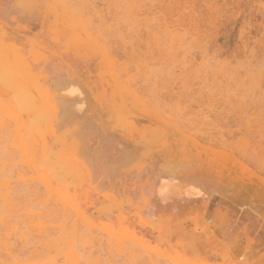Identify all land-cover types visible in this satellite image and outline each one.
Listing matches in <instances>:
<instances>
[{"label": "rangeland", "instance_id": "rangeland-1", "mask_svg": "<svg viewBox=\"0 0 264 264\" xmlns=\"http://www.w3.org/2000/svg\"><path fill=\"white\" fill-rule=\"evenodd\" d=\"M0 58L29 64L59 110L80 109L53 123L91 175L76 198L99 264H264V0H0ZM31 191L17 201L44 211ZM58 213L42 216L47 235ZM106 227L125 253L99 241Z\"/></svg>", "mask_w": 264, "mask_h": 264}, {"label": "bare ground", "instance_id": "bare-ground-1", "mask_svg": "<svg viewBox=\"0 0 264 264\" xmlns=\"http://www.w3.org/2000/svg\"><path fill=\"white\" fill-rule=\"evenodd\" d=\"M89 70L91 71V69ZM110 73L112 82L118 85V79L113 70ZM40 81L39 75H36L29 64L24 61H9L0 58V131L7 136L6 145L8 149V151L4 152L0 150V264H99L98 260L93 257L94 241L96 239L93 234H95L96 229L92 220L81 209L76 198V191L80 188L83 189L84 199L87 200L88 191L92 189L91 175L79 159L75 142L71 140L69 144L67 137L58 134L59 129L55 127L53 117L57 114L60 106L56 103L57 101H54L48 89ZM70 84H68L69 89L72 87ZM57 86V88H60L59 85ZM73 87L75 88L76 86ZM64 91L68 92L67 88ZM64 91L61 90L62 94L64 93L65 95ZM70 93L72 94V92ZM70 93L68 92V94ZM57 99L60 100V98ZM62 99L65 101L64 98H61V102ZM61 102L59 101L58 103L62 104L63 107L60 109L64 114L62 118L66 115H71L72 117L74 104L71 106L69 103L66 105L63 104L65 102ZM75 102L79 103V100ZM82 102L79 104H82ZM77 103L75 104L77 105ZM83 105L80 106L83 107ZM78 109L75 110L77 111ZM86 109L89 111V108L86 107ZM64 122L66 123V121ZM111 127L113 129L118 128L125 135V125L112 123ZM88 128H90L89 125ZM88 128L86 125L85 129ZM81 130L83 131L82 128ZM81 130L79 129V131ZM89 130L87 131L90 132ZM87 131L86 134L88 133ZM113 143L116 144L114 141ZM114 146L117 148V145ZM106 149H104V152ZM128 153L129 155L131 154L130 151ZM15 185H20L24 193H22V190H16ZM31 185H36L39 190H42L43 195L40 197L39 205L46 208L44 211L32 212L28 209L29 206L27 204H20L17 201L19 197L28 199L29 193L32 192ZM158 189H160V192L165 190V188L162 189V186L157 187L159 192ZM187 191L190 193V190ZM185 193L187 195L188 192ZM190 194L189 196H191ZM186 198L188 199V196ZM86 204L90 205L91 203L86 202ZM101 205L106 210L112 208L118 213L117 223L119 226L125 223V218L121 217L120 207L117 203H101ZM55 212L60 213L62 224L53 226L56 232L50 236L44 232L47 225L42 222L41 218L43 215H56ZM32 230H35L39 238L37 249L34 251H30L29 246ZM97 231L101 234L99 241L105 243L114 251L125 253L124 233H118L113 227H106ZM58 247L60 248L58 249ZM39 248L40 251L38 250ZM50 249L55 250L57 253L60 252V262L54 260L48 263L46 261L44 250L48 251ZM84 249H89V252L82 255L81 252Z\"/></svg>", "mask_w": 264, "mask_h": 264}, {"label": "snow or ice", "instance_id": "snow-or-ice-1", "mask_svg": "<svg viewBox=\"0 0 264 264\" xmlns=\"http://www.w3.org/2000/svg\"><path fill=\"white\" fill-rule=\"evenodd\" d=\"M262 90H264V85H262Z\"/></svg>", "mask_w": 264, "mask_h": 264}]
</instances>
